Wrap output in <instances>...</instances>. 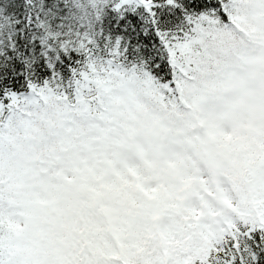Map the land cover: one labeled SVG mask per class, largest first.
Instances as JSON below:
<instances>
[{"label":"snow or ice","instance_id":"obj_1","mask_svg":"<svg viewBox=\"0 0 264 264\" xmlns=\"http://www.w3.org/2000/svg\"><path fill=\"white\" fill-rule=\"evenodd\" d=\"M0 264H264V0H0Z\"/></svg>","mask_w":264,"mask_h":264}]
</instances>
